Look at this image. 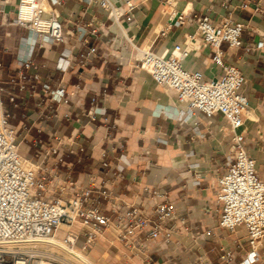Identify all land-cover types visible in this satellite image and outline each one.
Returning <instances> with one entry per match:
<instances>
[{
	"label": "crops",
	"instance_id": "crops-1",
	"mask_svg": "<svg viewBox=\"0 0 264 264\" xmlns=\"http://www.w3.org/2000/svg\"><path fill=\"white\" fill-rule=\"evenodd\" d=\"M18 1L0 0L4 12L0 85L20 155L38 163L43 156L35 141L41 149L57 146L62 155L60 176H69L74 184L85 186L92 178L96 191L146 212L165 200L174 207L175 219L163 223L172 232L170 237L140 245L135 237L141 233L136 231L131 245L125 246L114 232L105 231L87 255L96 264H221L220 256L228 252L231 264H239L249 251L245 231L219 228L220 208L215 201L216 179L225 172L229 154L228 124L220 114L206 117L195 110L185 119L187 105L178 103L173 90L157 86L137 68L131 44L158 56L186 46L189 55L183 67L211 79L221 71L201 42L194 19L207 16L216 25L229 15L233 23L244 26L240 47L222 44L221 48L224 63L236 67L245 80L242 93L248 115L240 129L243 146L255 161L258 177L264 178V0H120L116 3L122 14L118 25L98 3L60 0L55 11L64 42L33 46L38 39L10 24ZM125 2L132 4L131 10ZM168 10L183 13L187 21L167 29L163 15ZM80 34L85 41L79 50L82 57L72 55ZM258 43L261 48H256ZM90 48L95 52L92 61L84 59ZM21 59L31 62L23 70L24 82L17 79ZM60 87L65 89L64 98L58 104L50 102V92ZM92 98L99 109L93 122L87 117ZM104 151L107 169L101 166ZM45 160L50 165L54 157ZM121 166V177H112ZM150 191L162 198L147 199ZM109 209L107 203L101 207L105 215ZM253 264H264V237Z\"/></svg>",
	"mask_w": 264,
	"mask_h": 264
},
{
	"label": "built area",
	"instance_id": "built-area-1",
	"mask_svg": "<svg viewBox=\"0 0 264 264\" xmlns=\"http://www.w3.org/2000/svg\"><path fill=\"white\" fill-rule=\"evenodd\" d=\"M86 1L98 3L118 25L122 14L116 3ZM59 4L60 0H19L10 24L26 29L35 40H39L33 41L32 46L62 44L64 33L55 11ZM124 5L128 11L132 9L130 2ZM255 10L260 9L257 6ZM3 17L4 12L0 9V25ZM185 21L187 18L183 13L171 10L166 20L167 29L179 28ZM193 22L201 42L210 50L211 61L221 71L219 77L206 79L199 71L185 69L183 63L189 55L186 46H175L168 55L158 56L146 48L130 44L135 50L137 68L150 75L157 86L173 90L178 103L187 105L185 119L190 118L195 110L206 117L220 114L227 122L231 138L225 172L216 179L215 201L220 208L217 224L231 233L237 227L244 229L249 251L239 264H253L264 237V178L258 177L255 161L243 146L244 134L240 129L248 115L247 99L242 93L245 80L236 67L224 63L221 48L222 44L229 48L240 47L244 26L233 23L229 15L216 25L207 16L195 18ZM82 36L80 34L73 56L80 55V47L85 43ZM261 47L262 43L256 45V48ZM94 57V49L90 48L84 59L92 61ZM18 67L17 79L24 82L23 70L29 69L31 62L21 59ZM32 78L38 81L37 75ZM43 89L48 90V86L43 85ZM3 93L0 85V264H89L78 257L76 259L74 250L78 241L82 239L80 251L87 256L88 248L105 231L114 232L125 246L131 245L130 237L136 231L141 233L135 237L140 245L171 236L172 232L163 226L165 221L175 219L174 207L169 201L157 203L146 212L109 193L96 191L92 178L85 186H78L69 176H60L58 166L62 163V155L57 146L41 149L39 141H35L42 160L34 163L22 157L18 136L9 125V115L3 108ZM64 96L65 89L60 87L50 92L49 100L58 104ZM13 100L10 97L9 101ZM90 105L87 117L93 122L99 111L95 98L91 99ZM50 156L54 161L49 165L45 158ZM106 157L107 153L102 152L103 169L108 168ZM123 167L117 168L111 176L121 177ZM104 182H110V179ZM146 198L153 200L162 196L150 191L146 192ZM105 203L110 207L109 215L101 211ZM61 226L66 232L58 237ZM63 254L71 259H66ZM219 259L221 264H231L232 256L224 252Z\"/></svg>",
	"mask_w": 264,
	"mask_h": 264
},
{
	"label": "bare ground",
	"instance_id": "bare-ground-1",
	"mask_svg": "<svg viewBox=\"0 0 264 264\" xmlns=\"http://www.w3.org/2000/svg\"><path fill=\"white\" fill-rule=\"evenodd\" d=\"M111 3H119V1L120 0H109ZM169 12H170V10H168V11H166L165 13H164V18L166 19L167 17H168V14H169ZM162 17V16H161ZM253 115V114H252ZM252 117V116H251ZM250 117V118H251ZM253 119V118H252ZM66 232V228L64 227V226H61L60 227V231H59V233H62V234H64ZM61 236V235H60ZM58 239V238H57ZM51 249L53 250L54 248H52L51 247ZM56 249V248H55ZM74 254L76 255V259H77V257L79 258V259H82V260H84V261H87L89 264H94L93 262H92V260H90L84 253H82L80 250H78L77 248L74 250ZM64 255V257L66 258V259H71V257L69 256V255H67V254H63ZM78 260V259H77Z\"/></svg>",
	"mask_w": 264,
	"mask_h": 264
},
{
	"label": "rangeland",
	"instance_id": "rangeland-1",
	"mask_svg": "<svg viewBox=\"0 0 264 264\" xmlns=\"http://www.w3.org/2000/svg\"><path fill=\"white\" fill-rule=\"evenodd\" d=\"M60 235L63 236L64 234H62V233H58V234H57L58 237H61ZM81 245H82V239H80V240L78 241V244H77L76 248H77L78 250H80ZM87 257H88L90 260H92L88 255H87ZM92 262H93V260H92ZM93 263L96 264L95 262H93Z\"/></svg>",
	"mask_w": 264,
	"mask_h": 264
}]
</instances>
